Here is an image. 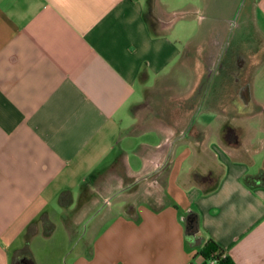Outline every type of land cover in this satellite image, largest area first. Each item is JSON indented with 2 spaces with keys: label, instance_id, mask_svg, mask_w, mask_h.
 Returning a JSON list of instances; mask_svg holds the SVG:
<instances>
[{
  "label": "crops",
  "instance_id": "crops-1",
  "mask_svg": "<svg viewBox=\"0 0 264 264\" xmlns=\"http://www.w3.org/2000/svg\"><path fill=\"white\" fill-rule=\"evenodd\" d=\"M257 87L264 0H0V264H264Z\"/></svg>",
  "mask_w": 264,
  "mask_h": 264
},
{
  "label": "trees",
  "instance_id": "trees-1",
  "mask_svg": "<svg viewBox=\"0 0 264 264\" xmlns=\"http://www.w3.org/2000/svg\"><path fill=\"white\" fill-rule=\"evenodd\" d=\"M226 132L227 133L225 134L227 139L231 141V135L234 134L235 131L228 129ZM259 178L264 181V172L260 174ZM246 181L249 184L252 182H250L249 179H246ZM199 219V214L196 211H190L184 217L185 231L187 236H197L199 233ZM200 253L204 259V264H236L235 261L227 254L226 250L211 238L205 240Z\"/></svg>",
  "mask_w": 264,
  "mask_h": 264
},
{
  "label": "rangeland",
  "instance_id": "rangeland-1",
  "mask_svg": "<svg viewBox=\"0 0 264 264\" xmlns=\"http://www.w3.org/2000/svg\"><path fill=\"white\" fill-rule=\"evenodd\" d=\"M205 29L206 28H201V27H198V26H194L192 24H184L181 21L180 23H178V24H176L174 26V31H175L174 33L175 34H179V33H182L183 34V35L180 34L181 36H183V40L184 41L186 40L185 42H183V44L184 43L191 42L190 45L193 44V43H198L199 45H201V43H202V41L204 39V36L207 33ZM231 33H232V36H235L237 38V36L239 35V33H241L240 32V28H238L236 25L233 26L232 27V30H231ZM243 43H245V42H243ZM243 43H240L239 42V44H242L241 47H242V50L244 52H246V51H252L249 48V45L248 44H243ZM251 45H254L255 46L256 44L253 43V44H250V46ZM256 89H257L256 95L258 96V99L259 100L264 99V92H262L261 89L258 88V87ZM240 121L241 120L239 118L238 121L235 124L238 125V126H240L241 133L243 135V141H246L245 139L247 138V133H249V130L245 127L244 122L241 123ZM251 127L253 129H258L257 123L251 124ZM257 131L258 130H256V135H257L258 139L260 140L261 139V132H258L257 133ZM257 147H259V146L257 145ZM255 160L258 161V163L261 162L262 161V153L255 154ZM68 263H69V261H68ZM63 264H66V263L64 262Z\"/></svg>",
  "mask_w": 264,
  "mask_h": 264
},
{
  "label": "flooded vegetation",
  "instance_id": "flooded-vegetation-1",
  "mask_svg": "<svg viewBox=\"0 0 264 264\" xmlns=\"http://www.w3.org/2000/svg\"><path fill=\"white\" fill-rule=\"evenodd\" d=\"M238 72L240 71V68L238 67ZM241 95H243L245 97L247 90H248V83L243 82V84L241 85Z\"/></svg>",
  "mask_w": 264,
  "mask_h": 264
},
{
  "label": "built area",
  "instance_id": "built-area-1",
  "mask_svg": "<svg viewBox=\"0 0 264 264\" xmlns=\"http://www.w3.org/2000/svg\"><path fill=\"white\" fill-rule=\"evenodd\" d=\"M213 264V263H212Z\"/></svg>",
  "mask_w": 264,
  "mask_h": 264
}]
</instances>
